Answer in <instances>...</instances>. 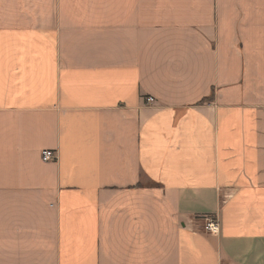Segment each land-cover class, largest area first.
Segmentation results:
<instances>
[{
    "label": "crops",
    "instance_id": "1",
    "mask_svg": "<svg viewBox=\"0 0 264 264\" xmlns=\"http://www.w3.org/2000/svg\"><path fill=\"white\" fill-rule=\"evenodd\" d=\"M0 264H264V0H0Z\"/></svg>",
    "mask_w": 264,
    "mask_h": 264
},
{
    "label": "built area",
    "instance_id": "2",
    "mask_svg": "<svg viewBox=\"0 0 264 264\" xmlns=\"http://www.w3.org/2000/svg\"><path fill=\"white\" fill-rule=\"evenodd\" d=\"M147 102H152L153 99L151 97L146 98ZM40 158L42 161H49V160H53L56 158L55 152L49 149H43L40 152ZM205 224H204V228L205 230L209 231V232H217L218 230V224L216 219L211 218L210 216H206L205 217Z\"/></svg>",
    "mask_w": 264,
    "mask_h": 264
},
{
    "label": "trees",
    "instance_id": "3",
    "mask_svg": "<svg viewBox=\"0 0 264 264\" xmlns=\"http://www.w3.org/2000/svg\"><path fill=\"white\" fill-rule=\"evenodd\" d=\"M206 100H208V99H204V100H202V101H206Z\"/></svg>",
    "mask_w": 264,
    "mask_h": 264
}]
</instances>
